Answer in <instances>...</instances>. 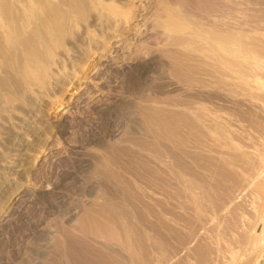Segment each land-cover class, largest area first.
I'll use <instances>...</instances> for the list:
<instances>
[{
	"label": "rangeland",
	"instance_id": "374dc122",
	"mask_svg": "<svg viewBox=\"0 0 264 264\" xmlns=\"http://www.w3.org/2000/svg\"><path fill=\"white\" fill-rule=\"evenodd\" d=\"M12 1L0 6V264L243 261L238 232L257 201L248 175L258 170L261 181L262 139L228 107L184 105L190 90L163 50L211 64L216 25L264 35V0H211L220 7L206 9L198 0ZM231 86L226 77L218 89L231 95ZM142 118L156 120L163 144L142 136ZM239 136L249 153L233 161L226 154L240 151ZM217 161L231 163V176ZM82 215L85 228L125 239L132 261L81 230ZM36 235H48L36 245L46 253L17 260Z\"/></svg>",
	"mask_w": 264,
	"mask_h": 264
},
{
	"label": "bare ground",
	"instance_id": "6f19581e",
	"mask_svg": "<svg viewBox=\"0 0 264 264\" xmlns=\"http://www.w3.org/2000/svg\"><path fill=\"white\" fill-rule=\"evenodd\" d=\"M17 1L18 0H13L12 2L13 4H16ZM67 1L76 3L77 1L80 0H67ZM198 2L203 5L204 9H206V6H208V4H212V3L217 4L218 7H220L219 3L211 2V0H198ZM198 2L192 1L190 7H192V9L199 12L204 9L201 8ZM8 4H9L8 0H0V6L4 7L3 9L6 10ZM101 6L102 5H100V7ZM257 19L263 21L264 15L257 16ZM115 26L117 27V25ZM214 30L213 32L211 31L212 33L210 34V38L212 41L215 42V44L211 45L210 43L208 44L206 42L208 45H211V48H213L212 49L214 54L213 62L209 64L201 60L200 64L197 63V65H195L189 63V61H185L183 59V53L169 54L167 50H163V56L167 57L170 62V71H171L170 74L174 76V78L176 77L178 81L184 83V85H186V87L190 90L188 91L186 102L184 105L188 106L195 103H208L209 105L213 104L214 106V104H216L218 106L228 107L232 109L234 112H237L241 116V118L248 123L249 126L253 128L257 140L260 137V139H262L261 146H264V35L257 33L250 35L248 34V31L251 30L249 29L247 30L245 28H238V27L234 28V26H232L231 24H226V23L216 25V30L215 31ZM234 30L235 32H233ZM205 34L206 33L204 31L203 33H201L202 39H206ZM170 36L171 35L168 34V37ZM221 63L225 65L223 68L219 66V64ZM199 65L205 73H209L208 72L209 68L212 71V73H210L209 75L207 74L208 76L204 78L197 77L194 70ZM226 77L232 81V86H231L232 89L230 90L232 92L231 95L224 94L221 92V90L219 91L218 89L222 86L223 78ZM172 113H174V111L171 112V115ZM185 113L186 112L182 111L181 113L183 116L182 118H186L188 119V121H190L192 117L189 114H185ZM141 115H143V113ZM146 120L145 118H142V120L140 119L144 131V135L142 136H145L148 139V141H150L151 143L163 144V142L167 140L166 137L163 136L158 126L156 127L152 126L153 124H155L156 120L153 124L151 123L152 125L148 123ZM185 123H183V125L181 124L182 127L179 126L180 128L179 133L181 136H185L188 132V129H191ZM235 140L237 141V144H239L238 149L240 151H238V153L237 151L228 152L226 155L229 157L228 159L231 160L233 159V161L234 160L243 161L247 153H249L247 141H245V137H240V136L235 137ZM257 162H258V166L260 167L262 165L264 166L263 149L261 151L259 150V152L257 153ZM230 164L231 163H228L227 161H220V162L217 161V163H213L212 165L216 166L220 173H223L226 176H231L232 173H231ZM257 171L258 170H254L252 173L248 175V177L250 178L249 181L251 182L250 189L252 193L255 195L257 201H255L253 207L250 206L251 208H249L247 211L244 212L246 217L245 219L240 220V224H242V228L238 232L239 241L237 246L241 248V250H243L244 252H247V257L243 261L234 258L233 262H236V264H260V262L264 259V232H261V234L259 235H254L257 234L258 232L257 230L260 225H262L264 228V194L262 187V183H264V172L260 175L261 181H257L256 179L258 175ZM209 181L212 185L215 184V182H213V179H210ZM201 193L202 192H200V194ZM241 196L242 193L239 192V194L234 196L231 195L228 198L226 197V199L228 201L232 200L234 202L235 200L237 202L241 200L240 198ZM87 222L88 219L86 218V216L82 215L80 218L79 227L81 230L90 234L88 236L91 239L96 241V243L98 242L100 244L113 247L115 250L124 254V256L128 261H132L129 245L127 244L125 239H123L122 237L106 236V234H102L101 231L99 230L97 231L95 229H90V228L87 229L84 226V224ZM235 222L236 224L238 223V221ZM224 229H225L224 231L222 230L223 231V234L221 233L222 235L229 233L231 230L229 227H226ZM191 235H195V233H192ZM47 237L48 235H36L33 240V242H35L34 245L26 244L24 245L23 248L20 249V251H18L16 257L18 258L17 260L30 263L32 259V254H38L41 252L46 253L45 251H40V249H38L36 245H38L40 240H43ZM194 244L195 243H193L191 247L194 246ZM252 244L254 247L253 249H252ZM50 245L52 246V244ZM13 262L14 261H12L11 264H13Z\"/></svg>",
	"mask_w": 264,
	"mask_h": 264
}]
</instances>
